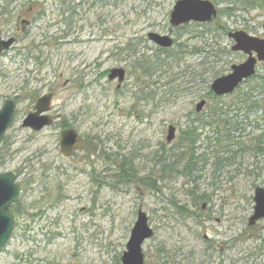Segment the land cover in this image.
Returning <instances> with one entry per match:
<instances>
[{"label":"rangeland","instance_id":"1","mask_svg":"<svg viewBox=\"0 0 264 264\" xmlns=\"http://www.w3.org/2000/svg\"><path fill=\"white\" fill-rule=\"evenodd\" d=\"M177 1L0 0L2 37L16 39L0 55V107L8 99L16 105L0 145V173L14 172L21 189V213L0 264H120L139 207L153 230L142 246L144 264H264V220L247 225L254 190H264V153L241 150L214 166L220 135L204 124L233 99L214 100L210 83L245 59L230 51L227 32L264 39V6L218 14L202 31L170 27ZM21 21L29 22L25 33ZM149 33L168 35L173 47L158 48ZM198 50L217 59L205 64ZM112 69L125 70L119 87L108 80ZM48 93L59 118L39 132L21 128ZM63 122L84 139L70 158L58 148ZM243 125L236 150L264 132V110ZM168 126L175 128L170 143ZM189 129L194 158L203 162L187 178L182 138ZM122 163L128 182L119 179ZM163 165L177 173H161Z\"/></svg>","mask_w":264,"mask_h":264},{"label":"water","instance_id":"2","mask_svg":"<svg viewBox=\"0 0 264 264\" xmlns=\"http://www.w3.org/2000/svg\"><path fill=\"white\" fill-rule=\"evenodd\" d=\"M216 15L217 11L210 1L178 0L170 13L169 24L171 27L176 28L189 22L210 23L215 19ZM27 25L28 22H22L23 30ZM262 29L264 30V22L262 23ZM227 37L234 42L231 51L242 53L247 56V59L239 65L231 66V73L212 82L210 91L216 97L231 94L245 80L255 75L257 63H264V39L249 36L243 31L229 32ZM147 38L162 49L170 48L173 42L168 36H160L155 33H149ZM14 42L15 40L12 38L3 40L0 31V54L7 51ZM124 76L125 71L123 69H112L108 79L110 81L117 79L119 85L124 80ZM50 101L51 94L41 96L36 101L33 111L23 119L21 127L38 132L50 126L53 120V117L48 115ZM204 105L205 102L201 101L196 105L195 111L200 112ZM14 116L15 105L13 101H5L0 108V143L12 124ZM174 133L175 129L169 126L166 143H170L173 140ZM78 141V134L74 129L62 130L59 143L60 153L65 157L71 156L73 151L79 150L83 145L82 142L78 143ZM15 179L14 172L0 174V249L6 245L13 229L14 215L10 207L17 203L21 196L20 189L15 184ZM253 203V212L248 218L249 227H253L257 222L264 219V190L262 188H255ZM201 208L204 209L205 205L203 204ZM152 235L153 231L148 226L147 217L139 208L125 246V251L121 255V264H144L142 245Z\"/></svg>","mask_w":264,"mask_h":264},{"label":"trees","instance_id":"3","mask_svg":"<svg viewBox=\"0 0 264 264\" xmlns=\"http://www.w3.org/2000/svg\"><path fill=\"white\" fill-rule=\"evenodd\" d=\"M221 4H224L225 7L218 10V14H223L226 17H231L234 11L241 9L243 11H248L249 8L252 6H264V0H219ZM219 3V4H220ZM0 10H3L2 7H0ZM209 24H192L191 26L194 27H201V30H206ZM199 53L205 54V59L203 60V63L207 64L209 63L206 58H214L217 59V55L213 54L211 51H201L198 50ZM213 62V61H211ZM245 85V87H243ZM243 85L235 90V92L232 95H229L227 97H232L231 103L227 105L220 106L218 108V112L212 111L210 115L206 118L204 121V124L210 126L213 128V130L216 133H219L220 139L219 141V147L221 150H223V153H212L213 159H214V166L216 165H223L225 163L230 162L232 158V154L239 152L241 150H248V149H254L257 152H261V154L264 153V132H262L259 136L254 138V141L248 145H241L238 146L240 150H236L235 146L238 145L234 143V136L240 133L241 127L244 126L243 122L247 120V117L249 115H252L256 113L257 110H264V73L255 75L251 79L245 81ZM258 94V96H257ZM260 97V98H258ZM226 97L217 98L214 97L213 99L216 101H224ZM223 110H229L230 112H225ZM232 110V111H231ZM223 112V113H222ZM69 127L68 124L65 122L61 123L60 128H67ZM194 133L191 129L187 130L183 133V142L188 144L187 148V157L185 164L182 167V173L187 178L191 177L193 173L199 172V169L196 168L200 163L202 164L203 161H199L198 159L194 158V153L192 152L191 143L194 139ZM252 146V147H250ZM226 155L224 157H221V155ZM181 155H185L182 153ZM184 159L183 157H179V160ZM129 170H133L132 166H130V162L126 163ZM127 167L124 165V163L121 164L120 169L121 171L118 173L119 179L128 182V178L131 177V173L129 174L127 172ZM126 170V171H125ZM169 172L172 174L173 172L177 173V171L170 165H163L161 168V173ZM146 186H148L146 184ZM152 190H155L156 187L152 184ZM19 203L15 204L13 207V212L15 216L17 217L21 211L19 210Z\"/></svg>","mask_w":264,"mask_h":264},{"label":"flooded vegetation","instance_id":"4","mask_svg":"<svg viewBox=\"0 0 264 264\" xmlns=\"http://www.w3.org/2000/svg\"><path fill=\"white\" fill-rule=\"evenodd\" d=\"M18 20H19V19H17V21H16V24H15V29H17V28H18V25H17V24H18ZM51 116H52V115H51ZM52 117H54V116H52Z\"/></svg>","mask_w":264,"mask_h":264}]
</instances>
